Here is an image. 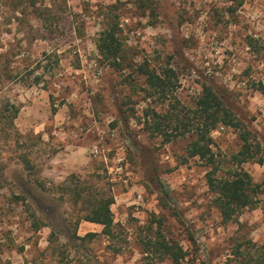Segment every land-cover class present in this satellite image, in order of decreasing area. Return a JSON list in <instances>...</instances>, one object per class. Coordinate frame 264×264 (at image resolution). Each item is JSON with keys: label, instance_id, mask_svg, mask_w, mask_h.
Masks as SVG:
<instances>
[{"label": "rangeland", "instance_id": "obj_1", "mask_svg": "<svg viewBox=\"0 0 264 264\" xmlns=\"http://www.w3.org/2000/svg\"><path fill=\"white\" fill-rule=\"evenodd\" d=\"M20 1L0 0V105L19 106L0 132V264H144L139 239L153 215L161 220L153 229L186 250L185 264H260L263 210L246 208L222 221L207 167L198 157L185 159L190 136L166 141L144 128L147 103L166 107L145 99L134 70L143 60L172 67L174 93L187 106L204 84L223 94L259 144L242 167L261 183L264 206V0ZM113 16L126 52L123 70L107 66L96 47L102 20ZM238 133L228 126L211 132L222 167L240 147ZM21 152L32 168H23ZM79 188L88 197L113 195L112 238L88 221L75 234L93 238L72 237L85 207L73 202L71 190ZM32 209L47 224L36 229ZM51 224L57 251L49 245Z\"/></svg>", "mask_w": 264, "mask_h": 264}, {"label": "trees", "instance_id": "obj_2", "mask_svg": "<svg viewBox=\"0 0 264 264\" xmlns=\"http://www.w3.org/2000/svg\"><path fill=\"white\" fill-rule=\"evenodd\" d=\"M23 2L21 0L19 4H23ZM25 2L27 7L36 4V0H25ZM45 19L47 18L43 16V20ZM102 21L104 22L100 34L96 39L97 50L107 66L115 70H123L128 64L119 35L118 22L115 16ZM134 72L143 78L145 99L151 98L154 102L166 107L158 110L155 106L147 103L142 116L144 128L152 133L163 135L166 141L186 135L190 136L191 139L185 148L187 153L185 159L198 157L207 167L206 184L212 194V204L218 210L222 221L226 223L234 220L246 208L261 207L264 213V206H260L258 197L261 192V183L254 182L251 175L242 167V163L255 158L259 144L258 142L254 143L255 138L251 136V132L243 127L241 120L224 103L223 94L217 93L211 86L204 84L193 105L187 106L182 104L174 93L177 87V76L172 67L165 66L157 69L151 67L148 60H143L136 65ZM38 78H36L37 81ZM259 89L263 90L261 84ZM18 112L19 106L8 101L0 105V132L13 124V118ZM220 126L234 127L239 130L240 147L230 155L227 168L221 166L222 159L212 147L211 132ZM167 128H171V131H167ZM19 158L23 168L27 170L32 168L28 153H19ZM257 161L261 162L262 158L259 157ZM34 182L44 189L41 181L34 179ZM59 188H63L61 183ZM71 191L73 202L81 201L85 204L83 211L78 213L72 222V237L81 240L92 239L96 234L94 232H88L82 237L75 234L79 223L88 221L102 225L101 233L109 239L112 238L114 234L111 210V205L114 202L113 195L102 193L88 197L89 194L88 192L84 193V188ZM16 198L24 199L21 196ZM26 207L28 209L30 206ZM30 216L36 229L47 224L34 209L30 210ZM155 223L160 225L161 220L153 215L146 226L149 234L139 239L144 264H155L158 260L165 258L170 259L172 264H185L186 250L177 240L166 237L159 229H153ZM51 228L49 245L51 244L53 251H57L58 247L55 242L57 235L52 224ZM255 247L257 250L255 262L264 264V242ZM114 250L119 249L114 248Z\"/></svg>", "mask_w": 264, "mask_h": 264}, {"label": "built area", "instance_id": "obj_3", "mask_svg": "<svg viewBox=\"0 0 264 264\" xmlns=\"http://www.w3.org/2000/svg\"><path fill=\"white\" fill-rule=\"evenodd\" d=\"M122 161H123V159H122L121 157H119V158H118V165H117V167H116V169H117L118 171H121V170H122Z\"/></svg>", "mask_w": 264, "mask_h": 264}]
</instances>
